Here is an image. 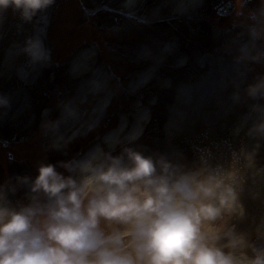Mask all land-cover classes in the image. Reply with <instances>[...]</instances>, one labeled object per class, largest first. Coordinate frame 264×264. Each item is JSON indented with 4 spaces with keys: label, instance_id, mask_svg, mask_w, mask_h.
I'll list each match as a JSON object with an SVG mask.
<instances>
[{
    "label": "rangeland",
    "instance_id": "374dc122",
    "mask_svg": "<svg viewBox=\"0 0 264 264\" xmlns=\"http://www.w3.org/2000/svg\"><path fill=\"white\" fill-rule=\"evenodd\" d=\"M59 1L55 22L52 6L31 22L11 8L2 13L0 95L10 106L0 110V136L9 145L0 149V185L35 178L42 163L68 175L60 162L83 158L100 141L111 150L106 138L123 140L137 129L142 135L127 146L145 155H182L191 167L201 149L227 163L231 150L260 143L256 160L264 166V140L246 135L258 119L252 106L264 105L246 89L264 77V61L237 60L249 41L247 13L260 0H247L243 15L235 0L223 15L218 9L229 0ZM40 29L51 60L33 70L17 51ZM46 122L59 126L46 132ZM57 138L66 142L59 149L52 147ZM241 199L248 216L229 223L251 230L264 217V199H252L248 188ZM8 200L13 208L27 205V188Z\"/></svg>",
    "mask_w": 264,
    "mask_h": 264
},
{
    "label": "clouds",
    "instance_id": "9594fccd",
    "mask_svg": "<svg viewBox=\"0 0 264 264\" xmlns=\"http://www.w3.org/2000/svg\"><path fill=\"white\" fill-rule=\"evenodd\" d=\"M55 2L0 0V21L11 8L31 22ZM235 2L237 15H243L247 0ZM247 19L249 41L237 60L262 62L258 42H264V0L248 11ZM43 31L17 51L33 70L51 60ZM246 95L264 99V77L249 85ZM9 106L0 95V110ZM252 110L258 119L246 135L264 140V105ZM58 126L46 122L43 127L54 132ZM141 135L137 129L123 140L110 136L105 144L111 150L98 146L83 158L60 162L68 175L42 163L35 178L17 176L14 183L0 185V264H264V217L251 230L229 223L248 216L241 199L246 188L252 199H264L259 190L264 166L256 160L260 143L251 150H231L227 163L201 149L190 167L182 155H145L127 146ZM65 143L57 138L52 147ZM20 187L27 188L30 202L10 207L9 193ZM218 220L223 221L219 226Z\"/></svg>",
    "mask_w": 264,
    "mask_h": 264
},
{
    "label": "bare ground",
    "instance_id": "6f19581e",
    "mask_svg": "<svg viewBox=\"0 0 264 264\" xmlns=\"http://www.w3.org/2000/svg\"><path fill=\"white\" fill-rule=\"evenodd\" d=\"M133 1H135V0H130L128 4H130V3L133 2ZM185 1H186V0H185ZM185 1H182V2L185 3ZM189 2H191V1H189ZM179 3H181V2H179ZM68 114H69V112H66V113H65V115H68Z\"/></svg>",
    "mask_w": 264,
    "mask_h": 264
}]
</instances>
